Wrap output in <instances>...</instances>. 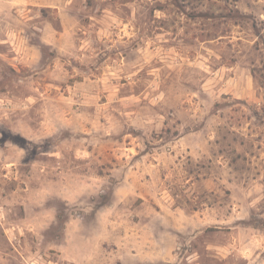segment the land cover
Masks as SVG:
<instances>
[{
  "label": "rangeland",
  "instance_id": "374dc122",
  "mask_svg": "<svg viewBox=\"0 0 264 264\" xmlns=\"http://www.w3.org/2000/svg\"><path fill=\"white\" fill-rule=\"evenodd\" d=\"M0 207V264H264V0H0Z\"/></svg>",
  "mask_w": 264,
  "mask_h": 264
},
{
  "label": "crops",
  "instance_id": "0c3cea01",
  "mask_svg": "<svg viewBox=\"0 0 264 264\" xmlns=\"http://www.w3.org/2000/svg\"><path fill=\"white\" fill-rule=\"evenodd\" d=\"M79 224L80 223H71V224H68V227H67V236H66V239H65V242L61 245L62 246V248L64 247V249H62L61 250V248H58V250L60 251V252H62L61 254L63 255V256H65L66 257V255H67V260H69V261H74V262H78L76 259L77 258H79V256H78V253H75L74 252V246L77 244V240L78 239H75L76 241H73L74 239L73 238H71L70 237V235H69V229H70V227H71V225H75V226H79ZM109 224V223H108ZM111 224H113V223H111ZM108 230H109V225H107V227H106ZM112 229L114 230L115 229V226L114 225H112ZM71 231V230H70ZM98 231V230H97ZM73 239V240H72ZM116 239L117 238H114V237H112V238H105L104 236H98L96 239H95V241L94 242H96L95 244L97 245V246H101V248H97V246H96V248H95V251H96V253H103V249H106V244H108L109 246L111 245L112 246V250H113V253H116L117 252V250L115 249L116 247H115V245L117 244V241H116ZM88 240V241H87ZM87 240H85L84 238H81L80 237V242H79V246L81 247L80 248V252H79V255L80 256H82L80 253H83V252H85V254L87 255V257H93L92 256V251H90L89 252V248H87L86 247V245L90 242H92V240L93 239H87ZM124 240H127V242H129V239H124ZM142 240H143V238H142ZM138 241L140 244H145V240H143V241ZM59 247V246H58ZM139 247H141V246H139ZM65 249H67V254L65 253ZM87 251V252H86ZM119 251V250H118ZM75 253V254H74ZM104 254V257L106 256L105 255V253H103ZM134 254V253H133ZM85 255V256H86ZM85 256H84V258H85ZM76 257V259H73V258H75ZM79 263V262H78ZM81 264V263H80Z\"/></svg>",
  "mask_w": 264,
  "mask_h": 264
},
{
  "label": "built area",
  "instance_id": "2783aa9c",
  "mask_svg": "<svg viewBox=\"0 0 264 264\" xmlns=\"http://www.w3.org/2000/svg\"><path fill=\"white\" fill-rule=\"evenodd\" d=\"M2 209H3V208H2V207H0V211H2Z\"/></svg>",
  "mask_w": 264,
  "mask_h": 264
}]
</instances>
